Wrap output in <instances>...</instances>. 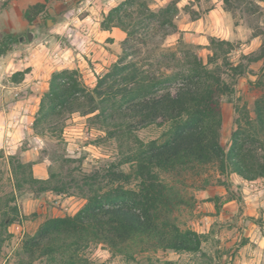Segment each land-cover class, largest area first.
Listing matches in <instances>:
<instances>
[{
    "label": "rangeland",
    "instance_id": "obj_1",
    "mask_svg": "<svg viewBox=\"0 0 264 264\" xmlns=\"http://www.w3.org/2000/svg\"><path fill=\"white\" fill-rule=\"evenodd\" d=\"M123 1L0 0V220L8 199L10 205L18 207L20 216L9 226L10 234L0 245V264L28 262L26 241L35 237L51 219L80 212L96 194H114L124 200L130 198L131 191L142 194L143 180L138 175V163L128 160L129 147L120 146L110 134L113 129L103 123L102 116H95L98 112L57 116L48 111L51 117L48 119L41 114L54 72L77 70L89 86L95 87L97 77L112 68L120 52L127 51L124 43L128 33L122 28L119 27L126 32L122 40L112 36L100 40L95 33L96 42L92 44L96 49L88 48L92 44L84 29L86 26L90 30L102 28L106 22L105 14ZM172 1L139 0L138 3L131 0L129 10L134 14L127 17L125 23L135 24L142 20L155 24L163 18L144 14L147 8L156 11ZM177 1L171 10L174 14L171 17L172 33L163 39V44L174 46L182 62L200 54L210 73L231 87L232 91L222 98L223 143L229 151L232 133L237 129L241 131L239 141H245L250 153L264 163V0ZM104 4L111 9L102 11ZM140 4L144 5L141 10L137 8ZM90 6L98 10L94 16L100 25H79L73 20L88 13ZM18 11L28 25H20L16 32V27L9 23ZM31 31L35 33V39L30 45L5 44L8 33L27 36ZM212 39L230 43L218 48V43L214 44ZM18 51L29 54V58L19 61ZM146 54L143 48L141 56L145 58ZM127 57L130 59V55ZM211 57L215 59L211 60ZM171 62V59H165L163 65ZM237 66L245 70L243 75H237ZM18 82L21 86L15 91L11 86ZM35 93L40 99L34 98L19 106L22 115L29 113L32 117H21L20 126L12 124L15 117L10 114L14 101ZM27 103L37 104V108L26 111ZM238 121L242 129L237 128ZM161 131L153 125L139 129L137 134L150 141ZM13 155L26 166L23 170L32 171L37 179L50 180L52 188L42 191L38 185L26 183L20 190L16 189L11 181L10 157ZM201 171L203 176L192 175L190 185L184 187L187 204L166 216L170 219L168 230H173L176 225L181 229L179 233L171 232L170 239L181 241L187 230L194 231L199 237L189 234L187 238L200 250L162 248L157 240L145 238L123 243L119 249L102 242L93 243L84 255L106 264H235L238 250L248 242L249 222H256L264 232L263 216L243 214L242 220L218 219L216 203L221 206L231 193L242 195L240 186L231 182L233 174L237 173L231 171L228 176L231 182L228 191L220 184L221 176L214 164ZM204 179H209L206 189H203ZM13 194L15 199L11 200ZM244 211L240 205L238 215ZM34 264L57 263L45 256ZM254 264H264V251Z\"/></svg>",
    "mask_w": 264,
    "mask_h": 264
},
{
    "label": "trees",
    "instance_id": "obj_2",
    "mask_svg": "<svg viewBox=\"0 0 264 264\" xmlns=\"http://www.w3.org/2000/svg\"><path fill=\"white\" fill-rule=\"evenodd\" d=\"M130 2L124 0L105 14L106 22L102 26L125 30L127 51L120 52L112 68L97 77L95 87L89 86L77 70L54 72L41 114L48 119L51 118L48 111L57 116L98 112L95 116H102L103 123L113 129L110 134L120 146L129 147L128 160L138 163L142 194L131 191L130 198L125 200L114 194H96L74 216L51 219L35 237L26 241L29 261L20 264H34L45 256L57 264H106L95 262L84 252L93 243L102 242L119 249L123 243L145 238L157 240L162 248L200 250L187 238L189 234L199 237L194 231L187 230L181 241L170 239L171 232L179 233L181 229L176 225L168 230L170 219L166 217L187 204L184 187L190 185L191 176H203L201 170L214 164L221 176L220 184L228 191L231 171L248 180L264 177V163L250 153L245 141H239L241 131H233L229 151L223 143L222 98L232 91L231 87L210 73L200 54L182 62L174 46L163 44V39L172 33L171 10L178 1L166 3L156 11L147 8L144 14L163 18L155 24L142 20L125 23L134 14L129 10ZM142 7L140 4L137 8ZM5 38L7 46L29 42L27 36L16 33H8ZM214 40L218 48L230 43ZM143 48L147 53L145 58L141 56ZM168 58L171 64L163 65V60ZM235 70L237 75L245 73L240 66ZM153 125L162 129L158 137L145 141L137 134L139 129ZM240 125L238 121L237 128L242 129ZM10 164L11 181L16 189L20 190L26 183L38 185L42 191L52 188L50 180L37 179L32 171L23 170L26 166L17 156L10 157ZM203 183L206 189L209 179ZM11 198L14 200L15 195ZM231 199L241 201V196L231 193L224 201ZM9 200L0 220V245L10 234L9 226L20 218L18 207L10 205ZM217 206L220 211L221 206L216 203Z\"/></svg>",
    "mask_w": 264,
    "mask_h": 264
},
{
    "label": "crops",
    "instance_id": "obj_3",
    "mask_svg": "<svg viewBox=\"0 0 264 264\" xmlns=\"http://www.w3.org/2000/svg\"><path fill=\"white\" fill-rule=\"evenodd\" d=\"M16 3H14V6ZM108 5L104 4L102 6V11L107 12L111 9L107 8ZM98 10L94 6H90L89 12L85 15L74 17L73 20L78 22L79 25L90 24V25H100L101 22L94 16ZM19 11L15 17H13V21H11V24L14 28V30L17 32L19 29L18 27L20 25L26 26L28 25V21H25L21 18V15H19ZM65 25V24H64ZM71 31H78L76 28H70ZM86 32V37L90 40V45L92 43L95 44L96 41H94V34L98 36L100 40H104L105 38L112 36L116 40H122L126 36V32L120 29L119 27H113L112 29H103L98 28L96 30L92 29L90 30L89 27H84ZM89 29V30H87ZM24 45H30L31 43H21ZM94 44H92L90 49H96L94 47ZM100 45V44H96ZM87 48V50H89ZM13 65L17 66V63H14ZM32 72H35V70H32ZM37 84V83H36ZM21 83H14L13 89L16 91L17 88H20ZM17 94V92H16ZM35 98V99H34ZM40 99L38 97V93L31 94V96H26L25 99H19L14 101V106L12 107V113L10 114L12 117H15L14 120L11 122L14 123L15 126H20L21 124V117L29 116V113L21 114L20 107L23 106V102H28L30 100H38ZM20 106V107H19ZM32 107L33 110L37 108V104L31 105L26 104L25 110L28 111ZM32 110V111H33ZM35 112V111H34ZM20 113V114H19ZM15 114V115H14ZM29 117H32L31 115ZM231 182H236L240 189L242 190L241 195V201L238 199H231L227 200L221 203V209L218 212V219H230L234 221L235 219L242 220L243 214L249 215L251 217H260L263 216L264 220V177L258 178L255 180H248L242 177L240 174H233ZM240 205H242L245 208L244 213H242L240 216L238 215V210L240 208ZM246 237L248 238V242L246 244H243L241 248L238 250V255L235 257V264H254L256 261L259 260V255L263 253L264 251V232L261 230V226H258L256 222H249V229L248 233H246ZM257 243V244H254ZM262 247V248H261Z\"/></svg>",
    "mask_w": 264,
    "mask_h": 264
},
{
    "label": "built area",
    "instance_id": "obj_4",
    "mask_svg": "<svg viewBox=\"0 0 264 264\" xmlns=\"http://www.w3.org/2000/svg\"><path fill=\"white\" fill-rule=\"evenodd\" d=\"M19 53L17 54L19 61H23L25 58L28 59L29 58V54H23L22 52L18 51Z\"/></svg>",
    "mask_w": 264,
    "mask_h": 264
},
{
    "label": "water",
    "instance_id": "obj_5",
    "mask_svg": "<svg viewBox=\"0 0 264 264\" xmlns=\"http://www.w3.org/2000/svg\"><path fill=\"white\" fill-rule=\"evenodd\" d=\"M35 33L33 31L29 32L27 35L28 41L31 43L34 41Z\"/></svg>",
    "mask_w": 264,
    "mask_h": 264
}]
</instances>
